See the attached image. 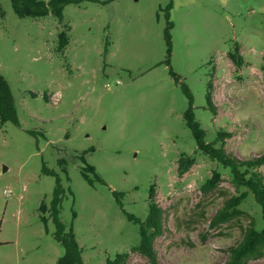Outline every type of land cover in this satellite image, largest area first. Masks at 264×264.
I'll return each mask as SVG.
<instances>
[{
	"label": "rangeland",
	"instance_id": "rangeland-1",
	"mask_svg": "<svg viewBox=\"0 0 264 264\" xmlns=\"http://www.w3.org/2000/svg\"><path fill=\"white\" fill-rule=\"evenodd\" d=\"M0 6V72L19 116V124L0 125V264H58L64 254L52 217L58 178L60 218L86 264H106L120 252H130L129 264H154L132 250L140 231L128 217H147L152 186L164 209L153 244L159 264H224L243 227L262 223L261 208L249 193L242 215L212 225L225 200L244 188L197 150L183 83L207 141L224 129L232 132L228 153L264 154V0L85 1L67 4L63 21L20 17L11 0ZM65 25L70 40L60 51ZM236 45L241 67L228 55ZM182 153L196 163L180 176ZM87 165L104 182L92 172L90 182ZM215 169L222 180L204 192ZM259 169L264 174V165ZM114 191L124 192L123 207ZM248 264H264V256Z\"/></svg>",
	"mask_w": 264,
	"mask_h": 264
},
{
	"label": "trees",
	"instance_id": "trees-1",
	"mask_svg": "<svg viewBox=\"0 0 264 264\" xmlns=\"http://www.w3.org/2000/svg\"><path fill=\"white\" fill-rule=\"evenodd\" d=\"M15 13L20 17H39L52 14L58 17L61 21L64 19L63 10L67 4L79 5L85 1L106 3L108 0H11ZM172 7V3L169 8ZM0 15L4 16V11L0 6ZM169 15V12H168ZM173 26V22L169 21V27ZM64 29L59 34V50L64 51L69 43L68 31L70 27L65 25ZM167 42L169 53H171V35L167 33ZM228 55L237 67L244 64V57L241 55L239 45L228 51ZM261 70L264 78V51ZM173 75L177 74L171 70ZM178 78V77H177ZM212 78L208 82L207 100L208 107L213 114L217 113V108L212 102ZM184 92L189 100V107L185 111V120L187 126L191 129L196 140L197 150L208 156L212 160H216L223 167L228 168L232 183L240 190L237 195H232L227 198L224 205L212 217V225H218L223 222H228L242 215L244 210L240 205L245 201L248 194L251 193L255 202L261 208L262 223L258 225L255 219H252L249 224L243 227V236L237 244L230 247L229 258L224 264H248L251 259H257L264 256V174L260 171V167L264 165V154L256 155L251 158L242 159L235 154H230L225 149L226 139L232 136V132L221 129L216 133L212 141H207L206 130L201 126L196 119L194 113V96L189 86L183 83ZM11 121L19 124V116L17 103L13 96L11 87L7 79L0 72V125ZM196 163V157L193 154L182 153L178 159V174L182 176ZM48 173L56 175V171L45 167ZM95 175V179L101 182L104 180L97 173L95 167L87 165L84 167V174L89 178V173ZM90 179V178H89ZM222 180V174L218 170H214L211 177L202 184L201 189L208 192L216 188ZM90 179V182H93ZM155 188L151 187L149 193V213L145 219L139 218L134 214H128L130 220L139 224L140 241L132 248L138 250L148 256L154 264H159L153 244L156 237L163 232L164 209L158 205L155 199ZM62 186L59 178L55 188L54 198L52 201V217L56 225L55 237L64 247V254L59 258L58 264H86L82 256V247L77 241L73 229H66V225L60 218V204ZM117 197L120 205L123 207L121 197H124V192H113ZM130 252L117 253L114 258L108 257L106 264H129Z\"/></svg>",
	"mask_w": 264,
	"mask_h": 264
},
{
	"label": "built area",
	"instance_id": "built-area-1",
	"mask_svg": "<svg viewBox=\"0 0 264 264\" xmlns=\"http://www.w3.org/2000/svg\"><path fill=\"white\" fill-rule=\"evenodd\" d=\"M8 193V192H7Z\"/></svg>",
	"mask_w": 264,
	"mask_h": 264
}]
</instances>
